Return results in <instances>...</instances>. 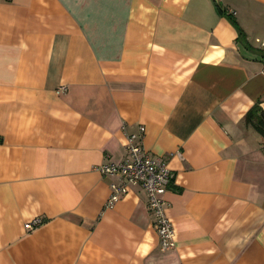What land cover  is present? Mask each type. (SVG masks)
Returning <instances> with one entry per match:
<instances>
[{"label":"crops","instance_id":"0c3cea01","mask_svg":"<svg viewBox=\"0 0 264 264\" xmlns=\"http://www.w3.org/2000/svg\"><path fill=\"white\" fill-rule=\"evenodd\" d=\"M263 40L264 0H0V264H264ZM139 125L168 250L95 169Z\"/></svg>","mask_w":264,"mask_h":264},{"label":"built area","instance_id":"2783aa9c","mask_svg":"<svg viewBox=\"0 0 264 264\" xmlns=\"http://www.w3.org/2000/svg\"><path fill=\"white\" fill-rule=\"evenodd\" d=\"M264 47V40L260 41ZM144 127L138 126L137 132L125 135L124 148L126 159L121 162H107L95 169L101 174L116 175L123 179L122 184H112V193L108 206L112 205L126 190V183L138 184L145 191L149 211L153 215V226L158 235L161 250H168L175 246L174 229L164 208V194L172 182L174 175L167 161L160 156H153L141 144ZM180 156V154L178 153ZM42 222L34 218L25 224L32 229Z\"/></svg>","mask_w":264,"mask_h":264},{"label":"trees","instance_id":"16d2710c","mask_svg":"<svg viewBox=\"0 0 264 264\" xmlns=\"http://www.w3.org/2000/svg\"><path fill=\"white\" fill-rule=\"evenodd\" d=\"M246 121L264 138V112L258 105L246 113Z\"/></svg>","mask_w":264,"mask_h":264}]
</instances>
